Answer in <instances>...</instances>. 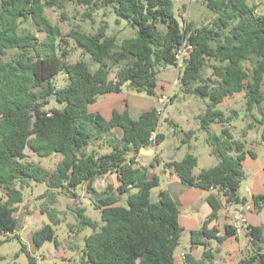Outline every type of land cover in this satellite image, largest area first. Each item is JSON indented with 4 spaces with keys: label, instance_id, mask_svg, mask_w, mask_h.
<instances>
[{
    "label": "trees",
    "instance_id": "1",
    "mask_svg": "<svg viewBox=\"0 0 264 264\" xmlns=\"http://www.w3.org/2000/svg\"><path fill=\"white\" fill-rule=\"evenodd\" d=\"M67 1L87 6L88 15L111 7L115 23L124 20L134 33L118 41L102 22L94 32L72 28L63 34L45 13L56 0H0V234L17 229L15 212L23 200L21 189L29 181L45 183L47 191L41 196L49 195L53 203L54 190L76 197L77 186L85 184L93 191L96 178L116 170L117 186L107 185L95 203L99 220L87 216L83 207L75 208L78 228L88 227L91 232L84 236L79 262L69 264H175L174 251L182 232L177 204L166 190H160L153 200L151 188L159 184V177H149L145 167L134 162L142 148L164 139L157 131L155 108L141 112L136 119L126 109L114 108L105 119L99 112H89L88 105L106 93L120 91L123 85L156 97L157 73L175 65V51L184 42L192 44L193 50L177 76L184 92L207 99L199 127L206 132L210 153L217 160L195 175L197 157L192 153L167 162L185 184L212 190L206 198L212 212L199 229L190 232V242L204 245L205 239H222L207 228L222 205L221 196L227 203L264 207L263 194L247 200L238 193L242 161L246 154L254 153L233 138L227 126L231 114L217 108L235 93L243 94L247 112L264 101V13L257 14L255 4L248 0H203L215 16L202 26L193 21L181 26L172 0ZM25 20L44 37L20 29ZM69 42L82 54H89L97 67L92 70L84 60L74 59ZM209 60L211 74L205 76ZM61 69L67 73L68 83L59 87L54 77ZM51 100L63 106H51ZM211 123L222 125L218 133L210 129ZM115 129L120 136L111 150L87 152L92 139ZM154 132L153 144L149 138ZM193 133L185 132L186 138ZM26 149L38 156L60 154L61 158L48 172L21 162L27 157ZM50 212L54 214V209ZM245 232L256 250L237 264H264V227L247 225ZM13 237L21 243L27 264H37L20 236ZM31 238L37 247L45 241L55 247L60 243L50 223L35 229ZM204 255L210 259L213 253L205 250Z\"/></svg>",
    "mask_w": 264,
    "mask_h": 264
},
{
    "label": "rangeland",
    "instance_id": "2",
    "mask_svg": "<svg viewBox=\"0 0 264 264\" xmlns=\"http://www.w3.org/2000/svg\"><path fill=\"white\" fill-rule=\"evenodd\" d=\"M248 2L255 4L257 14L264 13V0H248ZM172 9L181 26L184 25V21H193L194 25L202 26L215 16V13L204 4L203 0H172ZM88 10L89 8L82 4L67 0H56L53 6L45 8V13L52 23L58 25L63 34H66L72 28L94 32L102 22H106L108 26L107 33L110 35L114 34L118 41L134 33V29L127 25L124 20L115 23L116 16L111 7L95 9L90 15L87 14ZM20 29L32 31L40 39L44 37V33L37 31L30 20L22 22ZM69 44L71 45L70 49L72 50L74 59L84 60L92 70L97 67V63L90 58L89 54H82L72 42H69ZM211 62L210 60L207 61L203 70L205 76H210L211 74ZM164 68L165 71H161L162 73L158 79L162 77L160 84L162 83L164 86L163 89L165 90L163 92L168 91V99L163 107L162 116L159 118L157 127L159 132L164 135V139L158 144V152L155 153L163 161L169 158L178 160L187 153H192L195 156L198 155V162L194 167L195 172H197L202 167L211 166L217 162L216 157L211 153L210 156L212 158L208 157L210 146L204 141L206 132L199 128V116L205 110L207 99L184 92L179 78L177 84L171 83L173 80L171 76L164 78L165 72L171 70L172 66L167 65ZM54 81L59 87L65 86L68 83V75L64 69H61L56 74ZM261 90L264 94V82ZM112 94L119 96L117 97L118 99H122L123 97L121 101H124V99L128 100L129 96L133 94L149 100L153 97L145 92L133 91L126 85H123L120 91L113 92ZM99 100H101L100 97L97 101ZM121 101L115 106H118ZM91 104H89V107ZM49 105L58 108L63 106V104L55 100H51ZM217 108L223 110L225 114H231L232 119L228 125L235 137L242 135V131H246L245 149L254 151L257 162L263 164L264 101L255 106L250 112H247L243 94L237 93L233 97L225 98ZM231 110H235L236 114H232ZM1 116L2 113L0 112ZM190 127L197 130V141H195V146L191 147L182 141L184 133ZM119 136V129H115L111 133H105L100 139H92V142L86 146V150L87 152L91 149L98 150L101 153L108 152L111 150V145L118 140ZM25 152L27 157L21 160V162H31L45 168L48 172L54 169L61 158L60 154L38 156L30 152L29 149H26ZM156 167L160 174L159 169L161 166L156 165ZM107 180L108 178L104 177L103 185L98 180V185L94 187L95 191L88 189L85 184L77 186L75 190L77 193L76 197H70L62 190H54L53 203L50 202L49 195L41 196L43 192L47 191L45 183L29 181L28 186L24 184L21 189L23 200L18 204L17 211L15 212L17 229L12 233L0 234V256H2L0 264H27V256L21 250V243L17 238L13 237L14 234L21 237L27 249L37 258V264L78 263L82 253L84 236L89 234L91 229L88 227L84 229L78 228L74 210L76 207H83L84 213L87 216L99 220L100 212L95 203L98 201L99 193L106 187ZM244 183L245 180L243 178L239 188L242 189ZM158 192V186L151 188V198L153 200L157 198ZM0 197H3V190L1 188ZM52 208L54 209V214L50 212ZM46 223H50L53 226L55 237L60 242L58 247H55L51 241H45L41 246L37 247L34 245L31 236L28 235ZM180 243L181 245L185 244V237H181ZM74 244H77L75 250Z\"/></svg>",
    "mask_w": 264,
    "mask_h": 264
},
{
    "label": "crops",
    "instance_id": "3",
    "mask_svg": "<svg viewBox=\"0 0 264 264\" xmlns=\"http://www.w3.org/2000/svg\"><path fill=\"white\" fill-rule=\"evenodd\" d=\"M164 69L165 68L161 69L156 75L157 84L155 91L157 95L161 94L163 90H165L163 89V84H160L162 77L158 79L159 75L162 73L161 71H165ZM165 73L166 74L164 75V78L171 76L173 79L175 76L174 67L172 66V69ZM112 93L113 92H109L100 96L101 100L97 101V99V102H93L90 107L88 105V111L99 112L105 119H108L111 116L114 108L118 111L126 109L131 118L136 119L141 112L152 109L156 106V97L154 96L151 100H149L133 94L132 96H129L128 100L124 99V101H121L123 100L122 96V99H118L117 97L119 96H115ZM234 95L230 97H233ZM120 101L121 103L118 106H115ZM227 126L229 127L228 124ZM221 128L222 125L218 123L210 124V129L215 133H218ZM188 130H192L194 132L193 135L187 139L184 133L182 141L184 142L186 140L185 142L189 147L195 146V141H197V130H195L193 127H190ZM157 131L159 132L158 128ZM241 133L242 135L235 137L231 131L233 138L243 141L245 147L246 131H244V133L242 131ZM204 141L207 144L205 137ZM146 149L140 150V155L138 157L139 164L145 167L149 177H152L153 175H157L159 177V184L157 185L159 187V191L166 190L174 198L178 207V222L182 228L180 240L181 237H185V244L181 245L179 240V244L174 251L175 264H193V262L196 260H198L200 264H237L240 259L251 255L256 250V248L251 243L250 236L247 235L245 231L238 234L232 232L230 227V215L235 211L239 203H227L224 201L222 196L220 197L222 205L217 209L216 216L212 218L207 224V228L214 230L215 234L217 236H221L222 239L220 241H217L215 238L205 239L206 244L204 245L191 244L190 232L199 229L202 222L212 212V207L206 199L207 195L211 193L212 190L202 189L196 186L185 184L167 165V162L175 159L169 158L163 161L159 155L156 156L154 151H148V149L153 150L152 147ZM247 150H250L252 153H254V156L246 154L242 161L243 176L241 181L244 178L245 183L242 189H238V193L240 196L246 197L247 200H251V198L255 195H264V163H258L256 160V153L251 149ZM196 157L198 162V155H196ZM208 157L212 158L210 156V149L208 151ZM156 165L161 166L159 169L160 174L157 171L158 168ZM207 167L210 166H204L202 168ZM199 171L195 172L193 168L192 173L195 175ZM116 172V170H112L96 178L93 182V188L95 185H98L97 181L104 179V177L108 178L106 186L110 185L112 188L116 187L118 184ZM263 209L264 207L256 209L251 206V208L245 212L247 224L250 226L264 227V213L262 214ZM28 235L32 237V233ZM215 249L218 251H215ZM205 250H211L213 253V256L210 257V259H208L209 256L204 255ZM262 250L264 251V248H262Z\"/></svg>",
    "mask_w": 264,
    "mask_h": 264
},
{
    "label": "built area",
    "instance_id": "4",
    "mask_svg": "<svg viewBox=\"0 0 264 264\" xmlns=\"http://www.w3.org/2000/svg\"><path fill=\"white\" fill-rule=\"evenodd\" d=\"M193 50V45L187 42L182 43L179 45L175 51V65L173 66L175 69V77L173 78L172 82L173 84H177L178 77L177 73L178 71L184 66L185 60L188 58L189 53ZM168 99V91H164L161 94L157 95L156 100V106L154 107L156 110V114L159 116V118L162 116L163 107ZM150 142L154 144L155 142V132L151 134L149 138ZM158 145H153V151H157ZM139 155H137L134 158V162L136 165L139 164ZM101 184H104V179L100 180ZM251 208V205H249L248 202L246 203H239L238 207L235 209V211L230 215V227L233 229V232L238 234L245 231L247 228V220L245 217V212Z\"/></svg>",
    "mask_w": 264,
    "mask_h": 264
},
{
    "label": "water",
    "instance_id": "5",
    "mask_svg": "<svg viewBox=\"0 0 264 264\" xmlns=\"http://www.w3.org/2000/svg\"><path fill=\"white\" fill-rule=\"evenodd\" d=\"M145 150V148H142V150ZM147 150V149H146ZM148 151H151V152H153V150L152 149H148ZM251 206H252V204H250ZM264 213V209H263V211H262V214Z\"/></svg>",
    "mask_w": 264,
    "mask_h": 264
}]
</instances>
